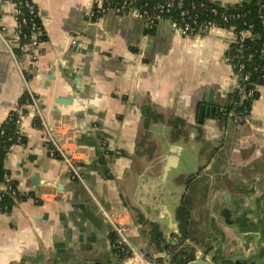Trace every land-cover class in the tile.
I'll return each instance as SVG.
<instances>
[{
	"label": "crops",
	"instance_id": "1",
	"mask_svg": "<svg viewBox=\"0 0 264 264\" xmlns=\"http://www.w3.org/2000/svg\"><path fill=\"white\" fill-rule=\"evenodd\" d=\"M32 2L46 40L17 53L15 4L0 0V126L28 88L43 121L71 141L84 179L69 178L49 154L29 111L18 124L24 142L4 161L29 196L0 213V264H121L113 222L152 259L170 258L174 248L189 259L237 255V264H264V84L244 124L197 120L209 90L207 105L220 111L227 101L230 30L182 37L162 22L150 34L131 16L93 20L91 0ZM73 88L72 103L59 102ZM183 200L184 236L175 214Z\"/></svg>",
	"mask_w": 264,
	"mask_h": 264
},
{
	"label": "trees",
	"instance_id": "2",
	"mask_svg": "<svg viewBox=\"0 0 264 264\" xmlns=\"http://www.w3.org/2000/svg\"><path fill=\"white\" fill-rule=\"evenodd\" d=\"M199 4L202 3L203 6H197L193 12H196L200 20H209L221 28L232 27L233 39L229 43L225 56L230 58L229 63L233 65L234 70L239 64L243 67L240 73H248L249 78L247 81H241V88L234 89L227 94V101L223 108L215 115L221 125H226L228 122L234 123L236 119V124L242 125L245 123V119L248 118L251 110L252 103L258 97V87L264 84V49L262 46L264 44V0H242L239 3L220 5L211 0H190ZM14 4L20 8L19 17L26 19L24 23H21L16 35L17 46L14 48L15 52H20L19 45L27 44L30 40V35L32 33V22L38 26L41 30V36L39 39L41 41L46 40L44 31L39 19V16L30 15L29 10L26 6V2L36 5L32 0H13ZM212 9L215 12H212ZM226 17V18H224ZM96 20V16L92 17ZM150 34L154 32V27H147ZM243 31H249L250 35L245 36L242 40H239V35ZM251 55V57H249ZM29 77L28 75L26 76ZM253 90L251 96H247V92ZM24 94L19 99L18 104L23 103ZM26 111V110H25ZM27 112V111H26ZM146 116L152 119V113L146 108ZM158 116L157 114H155ZM36 125L40 124L38 118L33 119ZM179 121V120H178ZM146 125V122H145ZM179 130H172L171 137L174 138ZM24 142V137L18 132V124L15 122V115L12 113L9 119L5 121L0 126V183L4 181L5 176H9V171L4 166V161L8 156V148L11 144H19ZM145 155L151 156L153 147L147 146L142 150ZM11 180V179H10ZM187 183L190 182L189 179L186 180ZM12 185H16L15 181L11 180ZM29 194L23 195L20 200L26 199ZM15 204L12 196L0 190V206L3 207L7 205L8 212L11 207ZM176 217L180 222L181 229L183 231V236L185 230L189 225V211L186 202L183 200L181 204L176 209ZM171 251L175 253L174 248ZM115 251L118 253L119 257H123L124 253L117 247ZM179 254L184 255L183 261L189 260V256L185 251H179ZM178 252L173 257L171 261L177 264L176 257L179 255Z\"/></svg>",
	"mask_w": 264,
	"mask_h": 264
},
{
	"label": "built area",
	"instance_id": "3",
	"mask_svg": "<svg viewBox=\"0 0 264 264\" xmlns=\"http://www.w3.org/2000/svg\"><path fill=\"white\" fill-rule=\"evenodd\" d=\"M91 1L92 9L90 11L89 17L92 18L93 16H96V20L107 13H111L119 16H131L133 18L139 19L143 21L149 28H156L158 24L166 22L173 34L182 37L203 35L212 28H221L209 20H200L199 15L196 12H193V10L197 6H203V4H197L190 0ZM26 6L30 15H38L33 4L26 2ZM212 12H215V10L212 9ZM13 14L16 21V32L18 34L21 23H24L26 19L19 17L20 8L17 5H14ZM31 27L32 33L30 35V40L27 44L19 45L20 50L27 46L36 48L42 42L39 39V36H41L40 28L35 25V22H32ZM224 29H228L232 33V27ZM249 35V31H243L239 35V40H242L243 37ZM262 49H264V44ZM249 57H251V55ZM224 59L231 71L230 91H233L234 89H240L241 81H247L249 74L240 73V70L243 67L242 64H239L236 70H234L233 65L229 63L230 58L224 56ZM23 79L27 80L28 78L23 74ZM252 92L253 90H249L246 95L251 96ZM29 111L34 114V118H38L40 120L44 130L43 138L48 148L49 154L52 157H58L63 161L69 178L82 182L84 179L83 170L85 166L76 162V159L69 148V143H71V141H66V139H68L67 137H65V139L60 138L57 135L56 128L47 125L43 121L39 105V98L35 93L26 88L24 92L23 103L17 104L16 107L8 113L6 119H9L13 113L15 115V122L19 124L21 119ZM247 120L248 118L245 119V122ZM234 123V125H238L236 124V119H234ZM15 145L16 144H11L9 146L8 154L13 150ZM0 190L12 196L15 203L20 201V198L25 195V192L19 190L16 185H12L9 176H5L4 181L0 183ZM7 208V205H4L3 207L0 206V213L5 212L4 209L7 210ZM112 226L116 234L115 247H118L124 253V260L121 264H170L169 256H165L161 259H152L149 258L143 250L132 246L127 239L126 228L123 226V224L113 222Z\"/></svg>",
	"mask_w": 264,
	"mask_h": 264
},
{
	"label": "water",
	"instance_id": "4",
	"mask_svg": "<svg viewBox=\"0 0 264 264\" xmlns=\"http://www.w3.org/2000/svg\"><path fill=\"white\" fill-rule=\"evenodd\" d=\"M86 68H87L86 65L83 66L82 74H84V75L85 74L86 75L88 74L87 71H86ZM73 71L74 70L72 69L69 72V74H73L74 73ZM73 77L74 78H77L78 76H77V74H73ZM75 96H78V94L75 93V89L73 88V93H72L71 97L70 98H67V99H60L59 102H61L62 104H71L72 101H73V98ZM211 101H212V91L209 90L208 94L205 96V98L202 99L201 104H199V106H198V111H197V120H198V122H202L203 121V118L205 116L214 117L219 112V109H218L217 106L207 105L206 104V102H211ZM98 163H99V158L97 159V164ZM32 180H34V179H32ZM188 256L189 257H192V253L191 252H188ZM171 257H173V255L170 256V258H169L170 264H171ZM240 259H242L244 261L249 260V259H247L244 256H242V258H240ZM237 260H238L237 255L236 256H231V257H223V256L220 255L214 261H211V260L206 259V258H191V259H189L186 262H182L181 259H178V264H226V262H229L230 264H237ZM91 261L93 262V264H103V263H100L99 260H97L95 258H93V260H91Z\"/></svg>",
	"mask_w": 264,
	"mask_h": 264
}]
</instances>
